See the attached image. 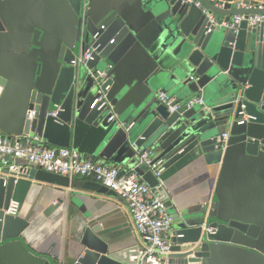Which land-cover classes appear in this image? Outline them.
Wrapping results in <instances>:
<instances>
[{"label":"water","instance_id":"1","mask_svg":"<svg viewBox=\"0 0 264 264\" xmlns=\"http://www.w3.org/2000/svg\"><path fill=\"white\" fill-rule=\"evenodd\" d=\"M199 1L200 7L185 0H141L142 10L171 66L153 72L149 77L152 93L130 103L122 101L125 90L117 87L113 69L138 42V32L117 11L108 14L101 23L105 30L99 31L88 10L84 11L85 29L92 36L99 32L100 38L96 42L92 39L82 52L90 46L99 48L93 60L83 63L78 62L73 50H61L59 63L63 66L54 85L31 88L24 94L27 107L23 135H37L50 146L70 148L72 133L77 132L79 123H85L100 130L104 142L100 159L132 154L130 162L135 164V152L148 151L152 163L162 162L165 169L188 156L216 163L236 153L253 158L259 164V176L264 178V24L248 26L242 21L229 26L234 16L261 14L248 9L259 1ZM68 2L80 16L82 0ZM3 31L0 19V33ZM75 40H80L78 31ZM42 46L43 38L35 35L31 51L38 52ZM102 65L112 68L110 78L96 77L95 71L105 70ZM6 85L0 75V98ZM87 86L89 93L82 100ZM158 87L174 97V104L200 96L203 105H182L171 112L155 97L153 92ZM96 94H106L109 106L91 110ZM29 112H33L31 119ZM222 134H228V138L223 139ZM30 185L26 178L0 177V243L19 238L27 227L25 220L5 215L4 211L10 202H17L20 208ZM156 191L166 209L173 212L168 256L172 264L201 263L209 256L212 244L231 242L237 233L250 237L254 234L245 224L213 210L207 216L205 210L198 216L177 210L163 187ZM56 208L58 205L51 206L48 211ZM73 240L76 254L62 264L137 262L139 246L120 250L105 242L92 226H86Z\"/></svg>","mask_w":264,"mask_h":264},{"label":"crops","instance_id":"2","mask_svg":"<svg viewBox=\"0 0 264 264\" xmlns=\"http://www.w3.org/2000/svg\"><path fill=\"white\" fill-rule=\"evenodd\" d=\"M84 2L77 17L68 0H0L4 27L0 33V75L7 81L0 98V136L23 135L27 107L24 94L31 88L54 85L63 66L59 63L61 50L71 49L76 54L79 45V59L84 46L92 41L84 25ZM86 10L96 27L110 12L117 11L138 32V42L113 69L114 81L125 90L124 103L149 96L150 75L168 70L171 60L162 52L141 0H90ZM35 35L43 38L38 52L31 51ZM88 89H83L82 100ZM160 90H154L156 98ZM78 126L69 147L85 158L116 165L122 174L133 172L150 187H163L172 206L191 216H198L202 210L207 216L213 210L254 230L252 237L237 233L231 242L212 244L209 256L198 264H264V178L259 176V164L253 158L235 153L209 163L188 156L162 168L156 176L146 165L131 164L132 154L100 159L104 142L99 128L85 123ZM26 180L31 185L17 217L28 225L19 238L0 243V264L68 262L76 254L73 236L86 226H92L105 242L120 250L139 246L127 204L95 180L50 174L31 166H27ZM54 205L58 208L48 211ZM167 213L173 215L168 209Z\"/></svg>","mask_w":264,"mask_h":264},{"label":"built area","instance_id":"3","mask_svg":"<svg viewBox=\"0 0 264 264\" xmlns=\"http://www.w3.org/2000/svg\"><path fill=\"white\" fill-rule=\"evenodd\" d=\"M189 4L200 7L199 0H185ZM90 0H85L83 10L86 11ZM259 10L261 14L234 16L229 26L238 25L245 21L248 26L264 24V3H257L248 9ZM228 26V25H226ZM105 26L100 25L99 31H104ZM210 30H208L209 32ZM100 33L96 32L92 39L96 42ZM111 40L109 43L112 44ZM99 48L90 46L85 50L79 63L93 60V53ZM112 68L108 66L104 71H95V75L101 79L110 78ZM190 80H193L191 77ZM159 103L165 105L169 111H177L182 105L190 108L195 105H203L201 97H192L181 104H174V98L159 91L157 95ZM109 106L106 94H96L90 109H102ZM33 112H29L31 119ZM112 115L109 121L113 120ZM223 139L228 134H222ZM135 167L146 165L160 176L162 162L152 163L151 153L137 150L134 154ZM22 162V164H18ZM27 166L38 168L46 173L93 179L103 187L114 192L127 204L129 216L132 220L134 231L139 241V251L136 264H170L168 256L171 254L172 218L167 213L161 196L156 187H150L137 177L133 172L122 174L119 167L106 161L89 160L74 148H58L45 143L37 135H21L13 140L0 136V177L13 176L16 179L26 178ZM15 173V175H12ZM19 205L10 202L5 215L17 217ZM209 232L210 230L207 229Z\"/></svg>","mask_w":264,"mask_h":264},{"label":"rangeland","instance_id":"4","mask_svg":"<svg viewBox=\"0 0 264 264\" xmlns=\"http://www.w3.org/2000/svg\"><path fill=\"white\" fill-rule=\"evenodd\" d=\"M79 51H80V46L78 45L77 47H75V55H78L79 54ZM102 69H105V67L102 65L101 66Z\"/></svg>","mask_w":264,"mask_h":264}]
</instances>
